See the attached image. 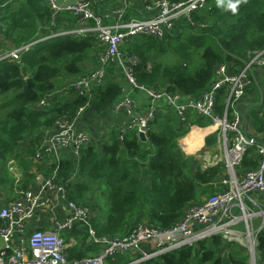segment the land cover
<instances>
[{
    "label": "trees",
    "instance_id": "trees-1",
    "mask_svg": "<svg viewBox=\"0 0 264 264\" xmlns=\"http://www.w3.org/2000/svg\"><path fill=\"white\" fill-rule=\"evenodd\" d=\"M236 2L220 0L218 5V0H209L204 10L193 15L197 27L182 23L166 41L152 38L128 41L122 52L137 83L196 98L216 82L220 66H225L229 74L240 72L257 53L264 51V0H239L237 10L232 12L228 4ZM5 3L6 0H0L1 5ZM52 16L42 0H18L9 5L0 16V50L18 49L59 32L57 25L52 26ZM97 50L96 37L67 36L31 46L20 60L12 57L0 60V171L10 160L19 161L25 172L30 171L28 179L35 185L32 161L22 153L25 140L39 130L54 128L61 120L74 121L82 109L92 108L98 116H103L118 101L122 89L113 81L95 91L91 99H71L69 91L52 107L39 106L72 79L85 76ZM170 57L179 61L171 63ZM222 101L219 97L216 107L219 114L224 111ZM261 114H256L254 119L264 130ZM175 120H156L154 124H161L163 129L151 131L145 142L136 132H127L120 144L114 134L82 150L78 160L66 156L60 161L59 176L67 183L71 201L86 202L91 190L86 181L104 182L107 219L101 221L97 215L92 218V227L99 238L124 237L140 223L163 230L174 227L199 200V187H208L226 174L222 165L191 171L195 159L183 153L179 146V140L186 137L189 128L180 127ZM192 124L206 127L211 122L194 119ZM41 144L36 141L31 145L32 155L37 154ZM217 145L216 133L205 139L206 150ZM253 153L251 148L243 160L246 170H256L259 166ZM52 161L56 165L55 157ZM10 178L3 171L0 186L7 185ZM225 245L217 236L213 241L206 239L144 264H194L196 258L201 264H220L219 253ZM230 260L233 264H249L241 252ZM115 261L120 264L124 259L116 257ZM258 263L264 264V232L260 236Z\"/></svg>",
    "mask_w": 264,
    "mask_h": 264
},
{
    "label": "built area",
    "instance_id": "built-area-1",
    "mask_svg": "<svg viewBox=\"0 0 264 264\" xmlns=\"http://www.w3.org/2000/svg\"><path fill=\"white\" fill-rule=\"evenodd\" d=\"M16 0H6L0 4L9 6ZM52 12V26L62 15H70L77 26L67 30L52 32L47 37L10 51H0V60L12 57L20 60L24 51L31 46L49 39L59 37H96L97 44L104 47L96 71L72 79L66 87L42 100L41 108L52 107L64 98V93L72 92L71 99L84 97L91 99L94 92L109 82L121 85L122 95L118 99L117 109L126 117L124 133L136 132L138 136H148L154 130L162 106L173 111L178 125L191 127V117L196 114L199 119L209 120L218 135V142L225 160L220 156H203L206 166H224L228 173L225 182L227 188L211 195L203 202L191 205L182 220L172 228L163 230L140 223L124 237L99 238L92 227L93 211L84 204L68 198L67 183L60 176V154L79 159L82 150L98 140L88 133L76 128L74 122L61 120L49 146L42 142V151L36 157L35 187L21 192L20 198L0 207V237L6 246L0 250V264H109L116 257L141 250L143 245H155L158 254L195 246L209 239L213 241L220 236L225 244L234 243L244 248L249 257V264H258L260 260V236L264 232V144L256 143L246 135L242 125V115L236 111V104L245 96L252 85L249 72L254 66L264 67V51L257 53L238 73L229 74L225 66L217 70V80L211 88L196 98L186 97L180 93H169L146 88L137 83L132 71L122 58L121 49L135 38H152L163 41L182 23L197 27L193 15L204 10L209 0H158L156 15L148 19L125 20L119 14L114 24H106L92 9L89 0L62 3L61 0H42ZM204 29L206 25H201ZM124 62H123V60ZM66 91V92H65ZM143 92L148 102L142 105L135 98V92ZM219 97H225L224 111L216 110ZM84 109L78 113L79 117ZM264 134V131H263ZM224 148V149H223ZM254 148L253 158L259 166L256 170L238 171L244 158ZM56 158V165L52 159ZM51 162V173L39 170L41 162ZM54 165V167H53ZM10 170L18 172L14 160L9 164ZM208 167V168H209ZM47 194H57L68 201L71 215L55 218L52 230H34L31 221L37 212L44 208L50 199ZM79 223L89 228V235L100 246L96 255L81 259H70L68 245L64 234L72 232ZM242 224L245 229L238 227ZM17 239L18 246L12 247L11 241ZM145 255L140 262L153 258Z\"/></svg>",
    "mask_w": 264,
    "mask_h": 264
},
{
    "label": "crops",
    "instance_id": "crops-1",
    "mask_svg": "<svg viewBox=\"0 0 264 264\" xmlns=\"http://www.w3.org/2000/svg\"><path fill=\"white\" fill-rule=\"evenodd\" d=\"M18 0H16L13 4H16ZM62 3L66 4L69 2H75L77 0H61ZM92 3V9L94 12L103 19V21L112 25L115 23L117 16L119 14L124 15V19H148L156 15L157 1L158 0H89ZM12 4V5H13ZM9 6H5L0 11V16L5 14L6 9ZM57 28L60 31L67 30L69 28H73L77 26V21L73 19L70 15H62L56 21ZM167 38L165 39V41ZM98 50L93 53L92 61L89 64V74L91 72L96 71L99 58L104 50V47L98 45ZM122 52V49H121ZM123 53V52H122ZM172 60H175V58ZM252 85L247 89V93L245 96L236 104V111L242 115V125L243 129L248 136V138L257 141L256 143L264 144V134L262 125H260L255 119L256 114L264 113V67L254 66L252 70L249 72ZM135 98L142 105H145L148 102V98L145 93L136 91ZM224 104L225 97H222ZM62 101V100H61ZM118 103V101L116 102ZM264 114H261L260 117H264ZM168 119H176L173 111H170L167 106H162V111L157 118V121H164ZM191 127L189 128V132L186 137L179 140L180 150L188 156L193 157L195 159L192 162V172L195 173L199 168L207 169L209 166H206L204 161L201 160L203 156H223V152L221 146L218 142L217 147L213 149L206 150L205 139L215 134V129L211 127L209 124L206 127H199L197 125H193L192 121L198 120L201 121L203 119H199L196 114L191 117ZM126 117L118 110L114 108V105L107 112V114L103 116H98L96 112L92 108L84 109L83 113L77 117L73 122L77 129L82 132L88 133L97 140H105L111 135L116 134L120 137L126 128L127 124ZM163 126L161 124H154V130L161 131ZM59 131L58 127L55 126L49 130H39L36 135H32L28 137L22 146L23 156L29 161H32L33 165V173L35 175L36 169V157L37 154L42 151V147L38 150L36 155L31 154V145L34 142H45L48 146L51 138L57 134ZM193 135L194 140H190V136ZM44 140V141H43ZM198 140V142H197ZM61 160L66 157V153H62L59 156ZM257 159V158H256ZM78 160V159H76ZM12 160L5 164L4 169L0 171V175L3 171L11 177L9 183L5 186H0V207L8 202L17 200L20 198V193L26 190L37 189L33 185V180H29V172H25L23 166L20 165L19 161H15L16 166L18 168V172L16 173L14 170H10L9 164ZM27 165H30L26 161ZM51 162H41L39 165V170L46 171L51 173ZM242 167V168H240ZM238 168L239 172L246 170V168L241 165ZM229 176L226 177V174H223L219 177L218 181L213 183L208 187H199L200 197L197 202L205 201L206 195L212 191H222L226 189L225 185ZM87 185L90 187V193L88 194L86 201L84 204L90 206L93 210V217H100L101 221H105L107 219V193L104 189V182L102 181H86ZM26 184L28 188H25ZM46 198L50 199V202L41 210H39L36 216L31 221V228L34 230H52L53 222L55 218H64L69 217L71 215V210L68 206V201L58 196L57 194L51 195L47 194ZM209 198V197H208ZM90 201V202H89ZM64 239L67 242L68 254L70 259H80L90 255H96L98 251L101 249L99 245L95 244L93 239L89 235V228L82 223H79L75 226L72 232H67L64 234ZM6 246L4 240L0 237V250H2ZM12 247L18 246V241L15 238L11 241ZM228 251L227 258L225 259V263L223 259H221V253ZM238 252L244 253L245 257L248 259L249 257L247 252L243 247L240 248L239 245H225V247L220 251V264H233L230 260V257ZM152 254L153 258L149 260H145L144 262H140V259L145 256ZM161 255L158 254V251L155 245L147 243L143 245L141 250L131 252L130 254L124 255V257L119 256V258H123L124 262L120 264H144L152 259L158 258ZM194 264H201L200 259L196 258L194 260ZM109 264H119L116 261H110ZM205 264H213V263H205Z\"/></svg>",
    "mask_w": 264,
    "mask_h": 264
},
{
    "label": "rangeland",
    "instance_id": "rangeland-1",
    "mask_svg": "<svg viewBox=\"0 0 264 264\" xmlns=\"http://www.w3.org/2000/svg\"><path fill=\"white\" fill-rule=\"evenodd\" d=\"M15 2V1H14ZM14 2H12L10 5H12ZM0 51H3V52H5V49L2 47V49L0 50ZM121 54H122V58L124 59V54L121 52ZM172 58L174 59V57H170V59H169V61H171V63H177L178 61H179V59H176L175 58V60H172ZM122 59V60H123ZM123 62H124V60H123ZM194 137V136H193ZM193 137H192V139H193ZM194 140V139H193ZM98 141H99V139H98ZM224 149V148H223ZM223 152V151H222ZM223 160H225V152H223V156L221 157ZM240 168H242V167H240ZM228 176V173H227V171H226V177ZM215 191H212V192H209L207 195H206V198H208V197H210L211 195H213L212 193H214ZM216 193V192H215ZM86 202H88V201H86ZM90 202V201H89ZM238 229H240V230H244L245 229V227H243L242 226V224L238 227ZM226 245H228V244H226ZM240 248H241V246H240ZM228 251L229 250H227V251H225V252H222L221 253V259H223V261H224V263H225V259L227 258V253H228ZM259 264V263H258Z\"/></svg>",
    "mask_w": 264,
    "mask_h": 264
},
{
    "label": "clouds",
    "instance_id": "clouds-1",
    "mask_svg": "<svg viewBox=\"0 0 264 264\" xmlns=\"http://www.w3.org/2000/svg\"><path fill=\"white\" fill-rule=\"evenodd\" d=\"M239 0H237L236 3H230L228 4V8L232 11L235 12L237 10ZM220 4V0H218V5Z\"/></svg>",
    "mask_w": 264,
    "mask_h": 264
},
{
    "label": "water",
    "instance_id": "water-1",
    "mask_svg": "<svg viewBox=\"0 0 264 264\" xmlns=\"http://www.w3.org/2000/svg\"><path fill=\"white\" fill-rule=\"evenodd\" d=\"M39 25H40V23H39ZM117 106H118V104L117 103H115L114 104V108L116 109L117 108ZM140 138H141V140L142 141H146V139H147V137L146 136H144V135H140ZM121 142H122V140H119V143L121 144Z\"/></svg>",
    "mask_w": 264,
    "mask_h": 264
}]
</instances>
